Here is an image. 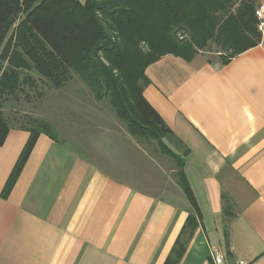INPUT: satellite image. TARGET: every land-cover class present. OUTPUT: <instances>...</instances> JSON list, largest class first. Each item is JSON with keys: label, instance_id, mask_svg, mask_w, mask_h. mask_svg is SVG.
Instances as JSON below:
<instances>
[{"label": "crops", "instance_id": "crops-1", "mask_svg": "<svg viewBox=\"0 0 264 264\" xmlns=\"http://www.w3.org/2000/svg\"><path fill=\"white\" fill-rule=\"evenodd\" d=\"M145 76L144 98L186 150L194 228L174 177L145 186L132 174L137 144L119 123L93 147L118 143L121 165L108 155L118 172L40 135L10 181L30 136L11 128L0 146V264H168L180 246L177 264H212L213 251L264 264V39L226 64L165 55Z\"/></svg>", "mask_w": 264, "mask_h": 264}, {"label": "trees", "instance_id": "trees-1", "mask_svg": "<svg viewBox=\"0 0 264 264\" xmlns=\"http://www.w3.org/2000/svg\"><path fill=\"white\" fill-rule=\"evenodd\" d=\"M35 1L23 3L26 14L17 40L0 51V146L13 128L2 113L4 98L15 96L23 85L33 86L28 74L36 73L53 89H61L76 76L96 101L108 102L133 139L155 143L177 163L175 183L191 207L187 227L194 228L199 210L184 174L186 150L179 156L165 144L170 136L183 147L143 96L149 85L145 70L165 55L190 60L211 44L225 53L220 54L221 64L258 46L253 5L246 0H40L31 9ZM20 2L0 0V47ZM178 31L189 34V43L177 41ZM21 129L30 136L10 181L38 136L58 140L45 120L30 119ZM224 214L230 217V209ZM183 250V246L174 249L168 264H177Z\"/></svg>", "mask_w": 264, "mask_h": 264}, {"label": "rangeland", "instance_id": "rangeland-1", "mask_svg": "<svg viewBox=\"0 0 264 264\" xmlns=\"http://www.w3.org/2000/svg\"><path fill=\"white\" fill-rule=\"evenodd\" d=\"M20 1L18 12L4 30L6 38L0 47V51H2L4 45L5 48L13 47L15 40H17L20 23L26 14L23 3L31 0ZM246 1L253 5L255 11L256 6L259 4L255 1L258 0ZM39 2L40 0H36L31 9L35 8ZM174 36L179 42L189 41V34L182 31L176 32ZM140 47L143 51L147 50L144 43H141ZM199 52L213 61L218 58L220 60V54L225 55L220 48L212 44L207 49ZM3 65L6 66V63L3 62ZM27 76L33 79V86L23 85L21 91L16 92L15 96L4 98L2 113L8 125L13 128H22L28 126L30 119L45 120L52 126L58 140L69 143L71 147L78 146L76 149L80 154L90 156L112 173L118 172L119 167L110 169L108 161L110 151L111 158L118 160V164L121 165L122 162L117 154L110 150L116 148L118 143L104 142L102 144L104 150L99 153L93 152L94 145H98L97 148H99L100 143L106 139L104 130L101 127L108 128L110 126V129H114L111 125L114 122L119 123V127H124L117 120L108 102L106 100L96 101L94 93L76 76H72L61 89L51 88L34 72ZM166 138L165 144L167 147L181 156L184 149L170 136H166ZM78 141L79 145L77 144ZM133 141L138 146L132 148L133 171L131 172L134 176L143 178L145 186H151V183H154L152 186L157 185L161 183V179L162 183H165L169 177L173 178L175 176L178 169L177 163L165 156L155 143L145 144L135 139ZM87 146L91 151L85 150ZM127 155L131 159V155L129 153Z\"/></svg>", "mask_w": 264, "mask_h": 264}, {"label": "built area", "instance_id": "built-area-1", "mask_svg": "<svg viewBox=\"0 0 264 264\" xmlns=\"http://www.w3.org/2000/svg\"><path fill=\"white\" fill-rule=\"evenodd\" d=\"M254 16L256 19V28L260 35V39H264V2L259 3L254 11ZM210 259L212 264H226L223 256L218 251H213L210 253ZM246 264V263H240Z\"/></svg>", "mask_w": 264, "mask_h": 264}]
</instances>
